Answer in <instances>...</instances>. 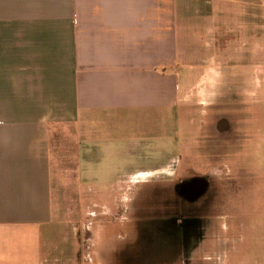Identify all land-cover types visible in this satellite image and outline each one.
Here are the masks:
<instances>
[{
  "label": "crops",
  "instance_id": "1",
  "mask_svg": "<svg viewBox=\"0 0 264 264\" xmlns=\"http://www.w3.org/2000/svg\"><path fill=\"white\" fill-rule=\"evenodd\" d=\"M263 85L264 0H0V264L52 253L41 236L54 221L53 138L70 131L77 174L93 180V139L105 150L124 137L111 140L109 121L207 107V94L261 107ZM250 169L236 178L260 181ZM237 186L220 238L231 264H246L237 252L251 216Z\"/></svg>",
  "mask_w": 264,
  "mask_h": 264
},
{
  "label": "rangeland",
  "instance_id": "2",
  "mask_svg": "<svg viewBox=\"0 0 264 264\" xmlns=\"http://www.w3.org/2000/svg\"><path fill=\"white\" fill-rule=\"evenodd\" d=\"M259 92L264 96V85ZM199 96V102L213 103L187 102L156 118L109 121L104 126L111 140L118 132L124 137L105 150L93 139V155L102 157L91 169L93 180L83 182L77 174L70 131L53 138L54 221L41 236L42 249L49 246L52 253L45 264H231L230 242L223 254L220 237L230 232L237 212L238 183L247 198L240 212L251 218L237 255L246 264H264V105L253 103L254 96L246 100L250 106L237 104L238 96L221 101L215 94ZM219 117L228 121V135L217 136ZM248 165L260 181L236 178L239 167L245 171ZM183 172L201 175L203 189L209 182L217 197L205 204L202 219L184 222L180 231L192 233L184 243L162 221L169 216L171 181Z\"/></svg>",
  "mask_w": 264,
  "mask_h": 264
},
{
  "label": "flooded vegetation",
  "instance_id": "3",
  "mask_svg": "<svg viewBox=\"0 0 264 264\" xmlns=\"http://www.w3.org/2000/svg\"><path fill=\"white\" fill-rule=\"evenodd\" d=\"M237 96L235 93L220 94L218 100L230 99ZM230 104V103H225ZM222 125V128L220 126ZM220 128V129H219ZM214 130L217 133V136H225L230 133V125L228 121L219 117L214 126ZM228 138H222L219 141H229ZM178 177L174 176V179L171 181V186L169 188V198L168 204L170 205L169 216L167 219H162L163 222H168L166 224L167 228L173 235L178 238H181L184 243V238L192 237L191 232H181L185 223L188 221H193L198 218H203V213L205 212V204L208 200H215L217 197L213 196V187L208 182V186L201 189V186L204 185L201 179V175H195L194 173H186ZM156 181V178H153ZM208 180V179H207ZM202 194V195H200ZM157 218V217H156ZM160 219V218H158ZM185 222V223H184Z\"/></svg>",
  "mask_w": 264,
  "mask_h": 264
},
{
  "label": "water",
  "instance_id": "4",
  "mask_svg": "<svg viewBox=\"0 0 264 264\" xmlns=\"http://www.w3.org/2000/svg\"><path fill=\"white\" fill-rule=\"evenodd\" d=\"M203 188H204V185L201 186V189L200 190H203Z\"/></svg>",
  "mask_w": 264,
  "mask_h": 264
}]
</instances>
